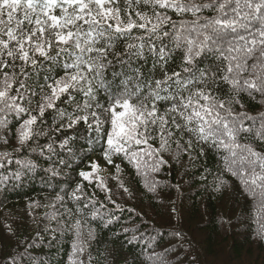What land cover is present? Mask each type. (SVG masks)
Here are the masks:
<instances>
[{"label": "snow or ice", "instance_id": "snow-or-ice-1", "mask_svg": "<svg viewBox=\"0 0 264 264\" xmlns=\"http://www.w3.org/2000/svg\"><path fill=\"white\" fill-rule=\"evenodd\" d=\"M250 102L264 106V0H0V127L17 121L22 148L36 142L34 156L17 159L6 180L37 170L55 179L81 149L101 142L109 164L116 156L139 172L151 161L156 171L164 161L154 159L150 141L164 149L187 136L186 150L227 152L233 176L264 186L255 173L257 164L264 173V154L252 146L264 144V111L250 115ZM61 131L68 135L53 139ZM79 193L77 185L69 198L79 202Z\"/></svg>", "mask_w": 264, "mask_h": 264}, {"label": "trees", "instance_id": "trees-1", "mask_svg": "<svg viewBox=\"0 0 264 264\" xmlns=\"http://www.w3.org/2000/svg\"><path fill=\"white\" fill-rule=\"evenodd\" d=\"M169 14L177 21L191 19ZM260 111L264 106L250 102V115ZM46 115L51 126L52 116ZM9 124L10 130L0 127V157H5L0 159V264H264V186L257 180L246 187L233 176L225 163L227 152L200 145L186 150L187 136L164 149L158 140L150 141L154 159L164 162L153 171L149 161L138 172L116 156L109 164L101 142L81 149L73 165L55 179L37 170L6 180L18 170L16 160L32 158L36 147L30 141L31 147L22 148L18 122ZM67 135L56 132L53 139ZM77 136L79 146L82 128ZM45 142L40 138L39 143ZM252 146L264 154V144ZM63 155L53 156V165ZM53 165L42 162L41 167ZM233 167L239 168V162ZM81 171L90 173V180H83ZM248 173L245 179L251 182V165ZM255 173L264 174L258 164ZM77 185L79 202L69 198ZM64 193L65 200L57 201ZM96 209L99 215L93 219ZM74 244L83 251L74 252Z\"/></svg>", "mask_w": 264, "mask_h": 264}]
</instances>
